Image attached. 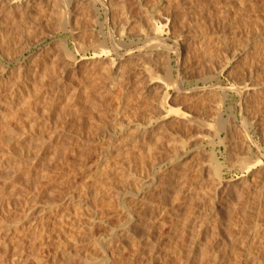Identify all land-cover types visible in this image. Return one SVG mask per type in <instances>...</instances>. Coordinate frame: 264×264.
I'll return each instance as SVG.
<instances>
[{"label":"rangeland","instance_id":"rangeland-1","mask_svg":"<svg viewBox=\"0 0 264 264\" xmlns=\"http://www.w3.org/2000/svg\"><path fill=\"white\" fill-rule=\"evenodd\" d=\"M115 1L118 4H120V3L123 4V2L126 1L125 3H126V5L128 4L127 6L129 7V9H131L130 5H131V1H132V4H133L132 8L134 9V11L135 10L137 11V12L133 11L134 13L133 12L132 13L135 15V14H139L138 12H140V11H138V10H140L139 6H136V5H138L136 0L134 1V3H133V0H115ZM143 1H144V3H143ZM41 3H43L42 5H45L44 2H40L38 4L34 3V4L29 6L28 17H29V19H32V20H30L31 22H33L34 19L37 16H39V15H37L36 12L37 11H38V13L40 12V10H39L40 6L39 5H41ZM142 3L144 5L146 4L145 6L148 8V13L150 14L149 15L150 17H153V16L156 17V13H157L156 11L161 10V11L165 12L166 10H168V8L175 15V17H176L175 26L184 35L182 37V39H184V41L182 40V42L183 43L185 42V48H186L185 51L187 54L185 53V57L183 59H180V62H179L180 65H178V63H177L178 57H176V54L172 53L170 57L172 58L171 61H172L173 66L175 67L174 68L175 75L178 74V71L181 72L180 74L185 79V86H188V87L196 86L197 78L200 77V74H203L202 73L203 70H204V74H208V75L215 73V72L217 73V77L212 78L211 81L209 82V84L214 83L217 86L216 88L208 89L206 91V93L203 94V96L200 95L199 91L190 92L188 94H180L177 96H176L175 92L172 91L171 92L172 97L170 99L171 100L170 102L175 103V104L171 103V105L181 106L184 110H192V109L194 110L195 108L192 107V105H193L192 103H195L196 101H201V103L203 102V100L205 102H207V101L215 102V101L221 100V98L223 99L224 96L226 99L228 98V100H226L227 106H230L231 104L237 105L238 97L236 95H233L232 93H230L229 88L231 86V81H232L234 75H236L234 78L241 79V77H243V76L246 77L247 74H249V62L253 64V66L256 68L257 72L260 74L259 78L257 79V83L259 84V86H264V77L262 76V74L264 72V0H244L243 3H240V0H142ZM145 6L143 8H146ZM137 7H138V9H137ZM12 8L13 9H11V10L9 9L8 12H6L7 10H4V12H3L4 15H2L3 26H2V29L0 31L2 33V36L4 38H6L7 42L3 45V48L0 47L1 48L0 49V69H2V70H0V74H1L0 75V98L2 99L1 101L5 100V98L12 91V90H10V86L13 85V86L19 87L15 91L16 96L13 97V99L11 100L12 101L11 103L9 102L10 105L7 104L9 106V112L7 111V113H8L7 117H8V120L9 121L11 120V122H12L15 119V117H12V116H15V111H17L16 112V118L17 119H15L16 120L15 122L16 123H18V122L22 123V120L24 118L23 115L27 111L26 113L28 115L25 114V116L27 115L29 117L28 118L26 116V118H28L27 121H29L31 123L29 124V122H28V124H27V121L24 118L25 120H23L22 125L25 124V126H24L25 128H22L21 123L18 124L20 126L19 129L20 130L25 129V132H26L25 133L26 139L22 140V143L18 142V144L16 141L19 138L16 139V136L19 137L18 135H21V133L24 131L21 130V133H20V130L16 129V127H19V126L18 125L16 126V123L14 121L12 123H10L8 121L9 122L8 123L6 120L7 123H4V124H5V126L7 125V127H3L2 123L0 124L1 125L0 128L1 127L3 128V131H2V128L0 129V133H1L0 135H1V137L3 136V140H4V135L9 137L10 134H11V136H13L14 133L15 134L17 133V135H15V137L13 136L16 140H14V138H13L12 140L14 142L13 141L12 142L14 143V145L19 146V148H17L14 151L15 156L12 158L13 160L7 159L8 162L6 161L7 162L6 164L4 162V165H0L1 170L2 171L5 170L9 164H10L9 166L11 169H12L11 166H13V165L24 166V164H26L24 166L25 168L23 167L24 169H22V166L20 167V170H18L19 172L13 171V169H12L11 174L16 175L15 178L13 176V178L16 179L14 181H13V178L11 175L9 176V178H11V180L7 179L9 181L4 180V178L1 179L2 176L0 175V181L1 182L6 181V182H3L6 186H4V184L0 185V188H1L0 189L1 190L0 202L2 201L1 202L2 204L0 203V210H2V211H0V214H3V215H0V228H1L0 229V264H12V263L13 264H59V263L60 264H67L68 263L67 259H68V261L70 259L69 257H71L72 259L73 258L75 259L74 263H78L80 257L83 258V259L80 258L81 262H79V264H81L82 261H83V264H89V263L93 264L94 262H95L94 264H98V263L99 264H106V262L108 260L107 258L113 259V255L115 257L114 260H116V261H114V264H116V263L117 264H150L149 262H151V264H257V262L254 263V261H253L255 258L254 253H256L257 252L256 250L259 249V248H257L258 243H256L257 240L255 239L256 238L255 234L257 233V231L264 232V194H263L264 190H263V192H261L263 194V195H261V198H258L257 194H259L258 193L259 187L256 188L257 192L255 191L256 193L252 195L253 200L246 202L248 194H244L246 196H244L242 199H240L238 201L235 199V192H230V191H228L230 188H228V189L226 188L227 185L236 183L238 180L234 179V178L241 175V173L235 172V170H237L235 168H234V170H231V171L229 170L230 167L232 166V164L237 161V160L235 161V159H238L237 157H238L239 151H240V149H239L240 144L235 145V143H234L235 139L233 137H232L233 139L230 138V141L227 143L228 149L222 148V150L224 149V151L226 152L225 154L227 156V162L225 165L226 167H223V168H225L223 170V177H224L225 181H224V185H222L221 187L214 189L215 186H212L213 187L212 188L211 183H210V178H207V175H206L208 173V170L210 168H212V167H210L211 166V158L209 155L210 154V152H209L210 147L207 144L204 147L203 146H196L194 144V142H192L194 137H191L192 135H189L190 136V139H189L188 135H187L188 137L185 136L187 133L184 132V129L181 130L182 127L180 128L178 125H175V128H173V126L168 125L169 127L161 130V133L162 134L165 133L164 130H168L166 132L168 135H171V132H173V131H174V133L176 131H178L176 133H179V134L181 132L182 133L184 132V134H180V135L178 134L177 135L175 133V135H176L175 136L174 133H172V135H174L177 139H179V138L184 139L185 144L183 143V147H182L183 150L186 147V145L189 146L188 148L187 147L185 148L184 156L181 159V161L184 162L182 164L183 166L181 167L182 170L180 172L176 173L179 176H177V175L175 176L171 173V171H170L171 166H169L170 163L169 164L165 163L166 160L164 163L161 164L162 165L161 167H158L159 169L157 167L154 168V166H153L154 161H155L154 158H156V157L155 156L153 157L152 154H154V155L157 154L156 156H158V157L160 156V154H162L163 157H166L167 155L170 154L169 151L171 148L169 145L167 146L169 148L165 147L167 145L166 144L164 146L165 149H162V148L160 149V151L162 150L163 153H162V151L159 152V150H158V152H157L154 148H151V149H153L154 152L151 153L152 151L150 149V152H149L150 156H148L147 158L145 157V160H144L146 162V164H143L144 166H142L139 164V161L138 162L136 161L134 163V166H133L134 170L132 173H131V171L127 170V169L131 170V167L127 163H125L126 165H123L124 164L123 162H122V164H120L122 166L128 165V167H125V168L122 167L124 169H121L120 170L121 172L119 171V169H117L118 167L115 165H113V166H112V164L106 165L105 170L109 171V172L108 171L106 172L107 173L106 178L107 179L110 178V181L104 178L103 183H104L105 188H107L108 186H109L108 188H111L110 192L113 194L106 192L107 194H104V193H102V194L107 195V196H103L100 193L103 197L101 198V196L99 195V197H97L99 200L95 199V197L94 198L90 197L92 195V194H90L91 193L90 191H91V189L94 190V188H96V185L95 186H93V185L95 183H97L96 179L98 178V174L95 172H97V169H96L98 166L97 161L99 159L98 155L100 154V152H97V151H102V147L105 145L103 147V148H105L107 146L106 144L108 143L107 138H103L104 135L102 134L106 128L104 123H105V121H108V122L110 121V123L115 122V121H113V122L111 121L114 118V117H112V116H114V114L112 115L111 112H113L116 109H117V111L121 110L119 115L121 116L122 119L129 122V126L126 127V129L128 128L127 131L134 129L136 123L138 121L140 122L142 120H145L144 117L147 115H144V111L142 109H140V107H138L139 105L137 106L138 103L136 104L135 100L131 101V99H129V100L127 99V101H129V102L128 103L126 102L125 107H124L125 102L123 103V101H125L127 97H125L124 99L122 98L123 99V100L121 99L122 101L120 99L115 100L116 94H114V93H117L119 91L118 87L114 88L116 90L113 89L114 90V91H112L113 93L107 92L105 94V93L101 92V86H100L101 82L98 81L99 84H97V85H96V83H97L98 79H103V76L106 77L105 72H106L107 66L105 67V70H103L104 66L102 65L103 66L102 67L100 65L98 71L100 72V70H102L103 72L101 71L99 73L98 71L95 72V70L90 69L89 67L87 68L84 65V63H85V61H84V62H82L83 64L82 63L81 64L85 67L81 66V67H79L80 69H78V68H74V69L67 68L66 71H64L63 70L64 68L61 67V65H63V63H64L63 48L54 42V40H56V38H59L60 36L47 37V39H45V41H43L39 44H32L30 46L27 42L28 39H30L31 42H34V40H36V39H38L44 35H47V32L54 28V23H48V26L45 25L43 27H38L37 24L32 23L35 31H31L32 33H28V31H26V30H28V28H27L28 24H27L26 20L23 18V16L21 15L22 14L21 8L17 5H15V7L13 6ZM151 9H153V10H151ZM85 10H86V14L88 16L85 14L84 18L86 17V18H88V20H90V18H91V20H90L91 22L89 24H92V20H94V17L92 19V16H94V14L92 13L93 11H91L89 9L87 10V7ZM103 19L104 18H102V21H103ZM113 24H114L113 21L110 20L106 24V29L107 30H110V29L113 30ZM88 27L90 28V26H88ZM88 27H85V28L87 30H90ZM28 34H30V35H28ZM68 35L70 36L69 33H63V36H68ZM85 35H84V37H85ZM28 37H30V38H28ZM85 38L88 39L89 37L86 36ZM89 40H90V38H89ZM89 40H88V42H89ZM78 41H80V40H78ZM127 42H129V41L127 40ZM171 44H172V42H171ZM51 45H52V47H54V50L60 46L58 48L59 52L57 51L58 49H56V52L58 55L60 54L59 56H61V58L60 57L59 58L61 59V61H60V59H58V62L55 60L56 62L54 61L55 62L54 63L52 60L54 58H53V56H51L52 52L48 53L49 57L51 59L48 57V54L46 55L45 53H43L44 52L43 49L47 48L49 46H50V48H52ZM235 46L239 47L241 49L239 51L240 53L243 52L242 50H244L245 54L247 55L248 61H246L245 59L243 60L244 56H242V57L240 56L242 59L239 57L240 53L239 52L237 53L236 51H234L236 49ZM27 47H30V48H27ZM69 47L71 49L74 48L73 37H70ZM20 51H21V53H20ZM92 52H93L92 50L88 51V56H91ZM121 52L127 54L126 46H123V48H121ZM233 55H235V56H233ZM37 56H38L39 60H38ZM127 56L128 55L124 56L123 63L127 64L126 67L128 66L127 67L128 69L131 68V83L128 85L127 89L131 90V92H129L128 94H132L134 91L137 90V86H138L137 84L140 82L139 78L142 74H141L140 69L137 66V63H136L137 61H135L137 59H135L132 56L130 57V55L128 57ZM131 59L134 61H132ZM28 63L31 65H29ZM52 63H54V64H52ZM162 64L164 66L163 61H162ZM133 65L134 66L136 65V66L133 67ZM30 66L32 67L31 70H33V71H31L30 74L27 75L26 70ZM44 66H45V68H43ZM48 66H50V67H48ZM163 66H161L160 71H159L161 74L158 72L162 76H164V74H165L164 73L165 68L163 69ZM46 67H48V69H46ZM51 67L53 68V70H51ZM54 67L56 70H54ZM35 68L36 69L39 68V69L36 70ZM86 68L89 70H87ZM132 68H133V70H132ZM224 68H226L224 73L218 74ZM44 69H45V71H44ZM85 69H86V71H85ZM90 70H93L92 74H91ZM56 71L58 72V74ZM72 71L74 72L73 74H72ZM46 73H48V75ZM86 74H88V77ZM75 75H77V76H75ZM197 75H198V77H197ZM72 77H73L74 81L72 80ZM57 78L60 81H58ZM80 78L82 81L79 80ZM61 79H62V82H61ZM53 80H54L55 84L52 82ZM63 82H65V83H63ZM91 82H92V84H91ZM56 83H57V85H56ZM68 83H70V84H68ZM77 83H82V84L78 85ZM85 83L87 85L90 84V86H87V89H85V86H86ZM93 83L95 84L94 86H93ZM135 83H136V85H135ZM52 84L54 85V87H57L59 85H60L59 87H63V86H65V84H67L66 86L68 88L66 87L67 91H66L65 96L67 94L69 95V91L71 90L74 93H80L79 97H82V98H77V100L80 99L79 100L80 105L82 104L80 106L82 111L78 112L79 115L78 114L77 115L80 116V114H81V116H80V119H77L78 121L75 120V124H77V126L80 125L79 120L82 121L81 124L82 123L84 124V126H85V129H83L84 138H85V141H87V143L85 145L88 144V146L90 148H88V146L86 147V148H88V151H86L87 149L84 148L83 151L86 149L85 150L86 152L82 151L83 153H81V155L79 153L80 150L76 149V151L74 150L75 151L74 152V151H72L73 149H71V148L70 149L68 148L69 150L66 149V151L67 150L69 151L68 153L64 150H60L57 152L59 154L55 155L54 151H52V150H54V148L53 147L51 148L52 143L51 142L49 143L48 142L49 140L46 139L48 137V131L50 130L49 127L53 126V124L49 125V122L52 120L53 122L51 121L50 123H55L56 120L55 119L53 120V118L55 116L54 110L51 109L52 107L50 104H49L50 106L47 105V103H50L49 101H51L52 98L50 97V95L46 94L47 92H43V91L48 90V93H49V87H51ZM101 85H103V84H101ZM199 85L205 86L203 82H199ZM13 86L11 88H13ZM75 87H78V89H76ZM74 88L76 91L74 90ZM84 89H85V91L86 90L87 91L86 92L83 91ZM39 90H41V92ZM77 90H79V91H77ZM130 90H128V91H130ZM71 91H70V93H71ZM208 91H209V93H208ZM31 92H33V93H31ZM36 92L37 93L39 92V93L37 94ZM155 92H153V94H152L153 97H155ZM81 93H82V96H80ZM100 93H102V97H101ZM44 94L46 97L45 96L43 97ZM94 94H95V96L92 97L91 95H94ZM96 94H98V95H96ZM70 95H72V94H70ZM214 95H215V97H214L215 99L213 98ZM37 96H39V97H37ZM48 96H49V98H48ZM88 96H90L89 97L90 99L86 98ZM42 97L44 99H41ZM99 97H100V99H99ZM104 97H105L106 101L104 100ZM24 99H27L28 101L24 100ZM38 99H39V101H38ZM116 99H118V98H116ZM32 100L34 101L33 103H32ZM47 100H48V102H47ZM1 101H0V104H1L0 107L5 105V103L3 105V103ZM23 101H25V102L27 101L29 103L25 104L26 105L25 106L24 105L25 102H23ZM37 101L40 102L41 104H39V103L37 104L36 103ZM18 102H19V105H18ZM21 103L24 106L20 105ZM34 103H36V104H34ZM61 103H63V102H61ZM61 103H60L59 110H62L63 107H65L64 106L65 104L63 103L64 105H62ZM115 103L116 104L118 103V104L116 105ZM249 103L257 104L259 106L261 104V106L263 107L264 106V94L263 93L259 94L258 96L253 97V98L250 97ZM110 104H111V106L109 107ZM121 104L122 105L124 104V105L122 106ZM35 105H37L39 107L37 108V106H36L37 109H35L34 108ZM19 106L20 107L22 106L21 110L17 109V107H19ZM25 107L27 109L29 107V109H28L29 112H28V110H26ZM42 107L48 108L49 111H48V109H44L45 111H41V110H43ZM262 107L257 108L260 119H261L262 115L264 117V112H263L264 107L263 108ZM65 108H67V107H65ZM121 108L123 110L124 109H126V110L122 111ZM31 111H32V113H31ZM34 111H35L36 117L33 115ZM47 111L50 113L49 116H51V117L48 116L49 113ZM37 112H39V113H37ZM43 112H45V113L43 114ZM261 112H263V113H261ZM17 113H18V116H17ZM46 113H48V114L46 115ZM51 113H52V115H51ZM53 114H54V116H53ZM40 116H42V117H40ZM47 116H48V118H47ZM10 117H12V118L9 119ZM91 117H92V119H91ZM32 118H33V120H32ZM38 118H42V119H38ZM101 118H104V119H101ZM46 119H48L49 121ZM260 119L257 120L258 129H255L254 131H252L253 130L252 129L251 134L254 137V139L259 142L258 144L261 147V150H258L257 147L255 146L254 154H258L259 157L264 162V139H263L264 136H262V135H264V125H263V120H260ZM17 120H18V122H17ZM31 120L32 121L36 120L39 123L38 122H32ZM60 120H58V122L61 124H63L64 121L67 123V124H65V126L68 125V123H69L68 127L66 126L67 129L71 128V126H70L71 121H70L69 117L65 118V120H64V118L60 119ZM260 121L262 122V124ZM46 122H47V126L45 125ZM91 122H93V123L91 124ZM33 123H35V124L37 123V124L35 125ZM8 124L9 125H11V124L15 125L14 129H16V130H13V127H14L13 125L9 126ZM61 124H59V125H61ZM26 125H28V126L31 125V126L28 127ZM38 125H39V127H38ZM40 125L42 127L44 125L45 126L42 129V127ZM91 125H93V126H91ZM102 125H104V128L102 127ZM8 126L10 127L9 129H11V132L7 131V130H9ZM32 126H34V128H32ZM176 126L178 127V129L176 128ZM30 127L35 131L34 132L32 130L34 132V134L32 133ZM26 128H27V131H26ZM37 129L39 130V134H38ZM12 130L16 131V132H13ZM45 130H47V131H45ZM36 131H37V133H36ZM96 131H97V133H96ZM40 132H41V134H40ZM45 132H47V133H45ZM42 133L44 134L43 136H42ZM166 133L164 134V136L166 135ZM87 134H89L88 138H87ZM36 135H38L37 138H35ZM39 135H41L42 137L41 136L39 137ZM91 136H93L94 138ZM178 136H180V137H178ZM183 136H185L187 138V140H185L186 138H184ZM43 137H45V138L43 139ZM63 137H64V139H63ZM70 137L68 136V139ZM41 138H42V140H41ZM165 138L167 139L166 136H165ZM33 139L35 140L36 145L34 144ZM59 139L61 140V142H63V140L64 141L68 140L67 137L63 136V135H61V138L59 137ZM188 139H189V141H188ZM261 139H263V140H261ZM36 140H38V141H36ZM43 140H44V144H43ZM190 140H191V144L189 143ZM25 141L29 144L24 143ZM39 141H41V142L39 143ZM20 142H21V140H20ZM30 142H32L33 144H31ZM37 142L39 144H41L42 147H39V145L37 146V144H38ZM187 142L191 146L188 145ZM45 143H47L48 145L46 146ZM236 144H237V142H236ZM23 145L25 147L24 149L22 148ZM26 145H28V146L33 145V146L31 148V146L28 147ZM49 145H51V146H49ZM0 146H2L1 142H0ZM35 146L37 149H39V150L41 149V151L39 152L36 148L34 149ZM45 147H46V149H45ZM21 148L23 149V153L21 152L22 151ZM19 149H21V151ZM48 149H50V150H48ZM166 149H168L167 150L168 153H167ZM188 149H190V150H188ZM17 150H18V152H16ZM24 150H26V152ZM32 150H34L37 154L35 152H33ZM45 150H46V152H45ZM47 151H49L50 153ZM15 152L18 154V156H19V154L21 155L18 157L20 159L22 158L21 160H19L16 157L17 155ZM27 152L29 153V155H27L28 154ZM38 152L41 153L42 155L38 154ZM62 152H65L64 154H66V155L64 156ZM32 153H35L36 155L35 154L32 155ZM69 153H71V155ZM77 153H79V155ZM25 154L29 157H31V155H32V157L31 158H28L27 156L23 157ZM34 155L36 156L35 158L33 157ZM37 155H38V157H37ZM47 155H49V159H48ZM52 156H55V157H52ZM14 158H15V160H14ZM38 158H41V159H38ZM51 158H52V160H51ZM73 158H74V160H72ZM36 159H38V161ZM66 159H67V161H66ZM86 159H88V160H86ZM221 159L223 160L222 156H221ZM57 160H59V161H57ZM69 160H71V161H69ZM84 160H85V162H84ZM233 160H234V162H232ZM15 161H17V162H15ZM27 161L32 163V164L29 163V165H27L28 164ZM32 161H34V163L36 165ZM47 161H49V163H52V165L47 163ZM80 161H83L84 163L81 162L82 163L81 164ZM13 162H14V164L12 165ZM57 162L61 166L57 165V167H56ZM71 162H72V164H71ZM231 162H232V164H231ZM18 163H23V164L19 165ZM37 163L40 165L42 164L43 167H41ZM44 163L46 164V166ZM201 163L207 164V166H208V169H206L207 173H205L204 171L201 172V168L200 167L198 168V166L202 165ZM48 164L52 168H53V165H54V168L56 167L54 169L55 171L54 170H53L54 172L52 171L53 173H51L52 168L49 169L50 167ZM63 164H65V165H63ZM184 164H185V166H184ZM30 165H31V167H29ZM34 165L37 167H35ZM109 165H110V167H109ZM130 165H131V163H130ZM9 166H8V169H10ZM38 166H39V168H38ZM164 166H165V168H164ZM263 166H264V163H263ZM14 167L15 166H13V168ZM260 167L261 166H259V168ZM32 168H34V169H32ZM42 168H45L46 171ZM58 168H60V169H58ZM160 169L162 171L163 170L165 171L167 169V171L162 172ZM26 170H27V172H26ZM41 170H42V173H41ZM56 170H58L59 172H57ZM47 171L50 173H48ZM122 171L124 174H122ZM14 172L16 174H14ZM21 173L24 175H22ZM44 173L45 174L46 173L52 174V177L54 176L55 178L53 177V181H52V179L50 177L51 175L49 176L50 177L49 178L47 176L48 174H46V175H44V177L45 178L47 177L46 180L49 178L48 181H45L44 177H42L40 179L41 174L43 175ZM54 173H56V174H54ZM93 173H95V175L96 174L97 175L95 176ZM143 173H144V176L146 174V177H148L147 181H149V182H147V183L150 184L149 185L150 187H152V188H150V191H149V188L148 189L145 188L146 190H144V191L146 192L147 199L150 200L153 204L152 210H151L153 212H151V211L148 212V210L146 211V207H145L144 203L137 202L138 199H137V201H133L134 198H132V197H134V196L129 195V197L127 196V199L129 198L128 201L131 203V206L134 207V209L132 211L134 214H132L133 217L131 215H130V217H128V213L125 214L124 210H120L121 209L120 205H119L120 202H118L119 198H117L118 199L117 200L116 198L115 199L112 198V196L114 195L113 197H116L115 196L116 192L119 189H120L119 191L122 190L124 182L123 183L121 182L122 179L120 178V176L124 179L126 177L131 178L132 174H134L133 175L134 178H132V181L134 184L135 183L138 184L139 181L137 182V180H140L139 174L143 175ZM226 173H227V175H226ZM26 174L28 176H31L30 178H28L29 181L25 180L28 177ZM37 174H38V177H37ZM211 174H212V172H211ZM93 175L95 176V178L93 177ZM24 177H25V179H24ZM32 177H34V179ZM99 177H102V176H99ZM17 178H21V179H17ZM37 178L41 181H42V179H44L43 180L44 182L42 181L41 182L42 184H41L40 181L36 180ZM89 178H93V179H89ZM117 178L121 179V180H117ZM169 178H172L173 183H174V186L170 188L171 192L169 189L166 190V188L169 185V181H168ZM33 180L38 182V185L40 187H37V186H35V187L37 189L39 188V191L36 189H33V188H35L34 184L36 183L35 182L33 184V182H34ZM15 181H17L18 183ZM87 181L89 184L87 183ZM105 181L106 182L109 181L111 185L109 184V182L106 183ZM112 181L114 183H111ZM117 181H119V182H117ZM154 181H155V183H154ZM13 182L15 183V185H17V187H15V188L13 187V186H15V185H13ZM28 182H31V184L29 183V185H28ZM84 182L87 183V184L85 183L86 184L85 186H84ZM259 182H260L259 184H261V182H262V185H264V172L260 175ZM90 183H92V184H90ZM19 184H20V186H19ZM105 184H107V185L105 186ZM208 184H210V186ZM10 185H12V186H10ZM97 185H99V183H97ZM92 186H93V188H92ZM112 186H114V190H113ZM6 187L7 188L10 187V188L7 189ZM207 187H209V188H207ZM177 188H178V190L180 189L179 190L180 192L177 190ZM225 188H226V190H225ZM83 189H85V190L83 191ZM40 190H41V192H40ZM88 190H89V193L87 192ZM165 190H166V192H165ZM173 190H174V192H172ZM215 190H216V192H215ZM72 191H74L75 193ZM175 191H177V192H175ZM178 192H179V199L174 200V199H177V198H175V197H177V195L174 193H178ZM207 192H208V194H207ZM71 193H73V194H71ZM35 194L36 195L38 194V195L36 196ZM118 194L119 193H117L116 195H118ZM82 195H84V196H82ZM173 195H176V196H173ZM254 195L256 197H254ZM166 196H167V198H166ZM104 197H106L107 200ZM173 197H174V199H173ZM52 198L53 199L56 198L55 200H57V202L55 200H53ZM78 198L80 199V201ZM109 198H112V200L110 199L111 201H113L112 204L110 203ZM164 199L166 201H164ZM100 200H102V202H100ZM115 200L117 202H114ZM159 200H163L164 202H166L165 203L166 205L164 204V206H163L161 204L163 201L161 202ZM52 201H54L55 203H58V205L56 204L57 205L56 206L55 203ZM108 201H109V203H108ZM27 202H29V203H27ZM50 202H51V204H50ZM48 203L50 204L49 207H48V205H49ZM92 203H94V204H92ZM100 203L103 206L104 205L107 206L108 204L109 205L111 204L110 205L111 208L113 206L115 208V205H116L117 209L114 210L113 208L112 209L109 208V210L105 211V209H108V207L104 208L105 207L104 206L103 207L104 210H103ZM90 204H91V206H90ZM137 204L138 205L140 204V205L137 206ZM51 205H54V206H51ZM94 205L97 207H92ZM98 205H99V207L100 206L101 207L99 208ZM157 205L160 207H158ZM7 206H11V207L8 208ZM43 207L45 210H43ZM45 207L46 208L48 207V208L46 209ZM50 207L51 208L53 207L52 210L50 211L51 213L49 212V210L51 209ZM164 207H166V208H164ZM135 208L138 210H136ZM8 209H10V211ZM96 209L97 210L100 209L99 211L103 210L102 212H104V211L105 212L102 213V212L97 211ZM53 210H56L55 213ZM112 210H113V212H111ZM4 211H6L5 212L6 217H8V218L3 217L4 219H7L5 221H3L4 219L2 218V216H5V213H3ZM96 211L98 213H96ZM142 211L145 214L142 213ZM137 212H139V213H137ZM99 213L102 214L103 218L101 217V215ZM154 213L160 214V215L156 216ZM105 214H106V216H105ZM202 214L203 215L207 214V218L205 219L206 220L205 225L203 224V227H199L200 228L199 229L196 226L200 223L198 221L200 218H202V216H203ZM50 215H52V216H50ZM91 215L92 216L96 215L98 217V218L96 217L97 220H94L93 223H92V220L90 219ZM47 216H49V217L47 218ZM104 216H105V219H104ZM151 216H152V219H149V218H151ZM153 216L155 217L154 219H153ZM161 216H165V217H161ZM60 217H61L62 221H60ZM126 217H128V218L126 219ZM144 217H146V219ZM15 218L18 219L19 221L15 220ZM45 218L46 219L50 218L48 221L49 226H47L48 223L45 222V221H47ZM129 218L131 220H129ZM142 218H143V220H141ZM101 219L105 220V221H102ZM160 219L165 220V223L163 224ZM87 220L89 222H87ZM99 220H101V221H99ZM125 220L131 221L130 232H132V229H134L133 232H136L135 230H137V232H136L137 234L134 233V239H135L134 241L131 240V237H130L131 235H129V234H126V236L124 235V232L128 230V227H127V230H125L126 227H124V226H126L125 224L127 222ZM157 220L159 222H157ZM2 221L5 223H3ZM6 221H8V222L11 221L10 224L11 225L13 224V226H11L9 223H7V225H9V228L11 229V230H9L8 234L5 232V230H3L4 228H6L4 226H7ZM14 221H16V222H14ZM86 222L88 224H86ZM97 222L98 223L101 222V223L98 224ZM123 222H125V223L123 224ZM90 223H91L92 227L89 225ZM121 223L124 226H121V227L118 226ZM256 223L258 225V228L254 227ZM108 224H110V225H108ZM2 225H4V226H2ZM43 225H46V226H43ZM149 225H151V226L153 225V226L151 227ZM89 226L91 228H93L92 230L90 229V231L88 229V228H90ZM116 227H117V229H116ZM123 227L125 229H122ZM133 227H135L136 229ZM175 227H176V229H175ZM82 228L84 231L82 230ZM85 228H87V229H85ZM145 228H149V229H147L148 231ZM182 228H184V229H182ZM34 229H35V231H34ZM39 229L43 233L42 232L40 233ZM198 229H199V231H197ZM52 230H55V231H52ZM73 230H74V232H73ZM78 230H79V232H78ZM113 230L114 231L117 230L116 231L117 233H119V231H120L121 233L118 235L116 233L117 236L114 238V240H115L118 238V236H120L117 239L119 241L115 240L116 241L115 244L113 243V246H111V245L109 246L108 241H109V238L111 236V232ZM91 231H94L93 233L95 236L93 235V237L96 238V241H95L96 243L93 241V240H95V238H93L91 235H89V236L87 235V234H91L92 233ZM33 232L36 235H34ZM71 232H73V233H71ZM80 232L82 233L81 235L79 234V237L82 236L80 239H82L84 236H86L84 238L85 239L84 241H87L89 243H91L93 241L92 242L93 244H89L87 242L84 243L81 241L80 244L83 246H80V244L77 243L80 240L79 239L76 240V238L78 237L77 233H80ZM181 233H182V235H181ZM74 235H75V237L77 235V237L75 238ZM135 235H136V237H135ZM26 236H28V237H26ZM69 236H72V237H69ZM127 236L129 238H126V240H125V237H127ZM2 237L3 238L5 237V238L3 239ZM34 237H35V239H33ZM89 237H90V241L92 240L91 242L89 241ZM101 237H103L102 238L103 242H102ZM36 238H37V241H36ZM8 239H11V240L9 241ZM73 239H74V241H73ZM106 239H108V241ZM120 239L123 240V241L121 240L123 242V244L120 241ZM32 240H35V241H32ZM22 241L25 242L26 244L23 243ZM63 241L66 243H64ZM31 242H34V243H31ZM69 242H71V243H69ZM124 242L129 243V244L125 243V245L128 246V247H126L128 250L126 248H124L125 247ZM9 243L12 245V247H14L16 249L12 248ZM74 243L75 244L77 243V244L75 245ZM100 243L101 244L104 243L103 244L104 247L107 245L108 246L104 248L103 246H101ZM136 243H140V245H137ZM72 244H74V246ZM251 244L253 245L252 247H251ZM40 245L43 247H41ZM62 245H63V247H62ZM77 245L79 246V248ZM195 245H196V247L194 249L193 246H195ZM3 246H4V248H3ZM73 247L75 250L73 249ZM245 247H247V248H245ZM250 247L252 249V252H251ZM22 248L24 250H22ZM84 248H86V249H84ZM106 248L108 251L104 250ZM253 248L255 249V251ZM123 249H124V251H122ZM120 250H121V252H120ZM248 250L251 252V254L249 253ZM196 251H197V253H196ZM36 252H38V253H36ZM262 252H263V257H264V251L262 250ZM33 253H35L34 256H33ZM117 253H118V255L116 256ZM192 253H194V254H192ZM216 253L218 255H215ZM70 254L74 255V257ZM22 255H23V257H22ZM15 256H16V258H15ZM214 256H216L215 259H214ZM87 257L89 258L88 263L85 262L88 259ZM151 258H154V259H151ZM65 261L67 263H65ZM70 261L73 262V260H70ZM96 261H99V262L96 263ZM263 261H264V258H263ZM74 263H71V264H74Z\"/></svg>","mask_w":264,"mask_h":264},{"label":"bare ground","instance_id":"bare-ground-1","mask_svg":"<svg viewBox=\"0 0 264 264\" xmlns=\"http://www.w3.org/2000/svg\"><path fill=\"white\" fill-rule=\"evenodd\" d=\"M134 1L135 0H133V3H134ZM137 1V3H138V5H136V6H139V8H140V10H138V11H140V12H138L139 14H133L135 11H134V9L132 8V1H131V9H129V7L126 5V1H124L123 2V4L122 3H120V4H118V3H116V1L115 0H0V30L2 29V26H3V20H2V15H4V10H7L6 12H8L9 11V9L11 10V9H13L12 7L14 6L15 7V5H17V6H19L20 8H21V12H22V16H23V18L26 20V22H27V24H28V26H27V28H28V30H26V31H28V33H32L31 31H35L34 30V26H33V24L32 23H35V24H37L38 25V27H43V26H45V25H47L48 26V23H54V28L53 29H51V30H49L48 32H47V35H44V36H42V37H40V38H38V39H36V40H34V42H31L30 41V39H26L27 40V42H28V44L31 46L32 44H39V43H41V42H43V41H45V39H47V37H57V36H60L59 38H56V40H54V42L55 43H57V45H60L62 48H63V51H64V63H63V65H61V67H63L64 69V71H66V69L67 68H72V69H74V68H78V69H80L79 67H81V66H83L82 64V62H84L85 61V63H84V65L88 68H90V69H93V70H95V72L96 71H98V69H99V67H100V65L102 66H104V68H103V70H105V67L107 66V68H106V77H104L103 76V79H98L97 80V83H96V85L97 84H99L98 83V81L99 82H101V84H103V85H101L100 84V86H101V92L102 93H107V92H111V93H113L112 91H114V90H116V89H114L115 87L117 88H119L118 90V92L117 93H114V94H116L115 95V97L116 98H118V99H116L115 98V100H121L122 98L124 99L125 97H127L126 98V100L125 101H123V103L125 104H123L124 105V107L126 106V102L128 103L129 101H127V99L129 100V99H131V101L132 100H135L136 101V104H137V106L138 107H140V109H142L143 111H144V115H147V116H145L144 118H145V120H142V121H138L137 123H136V125H135V127H134V129H131L130 131H127L128 130V128L126 129V127L127 126H129V122H127L126 120H124V119H122L121 118V116L119 115V113H120V111L118 110L117 111V107L115 108L116 110H114L113 112H111L112 113V115L114 114V116H112V117H114L111 121L113 122V121H115L114 123H110V121L108 122V121H105V123H104V125H105V130H104V132L102 133L104 136H103V138H107V146L105 147V148H103L102 147V151H97V152H100V154L98 155L99 156V159H98V163H97V172H95V173H97L98 174V178L96 179V181H97V183H99V185H97V183H93L94 185L93 186H95L96 185V188H94V190L93 189H91V193L90 194H92L90 197L91 198H94L95 197V199H97V200H99L97 197H99V195L101 196V198L103 197V196H107V195H103L102 193H104V194H107L108 192L110 193V194H113V193H111L110 191H111V188H105L104 187V183H103V180H104V178L105 179H107L106 178V175H107V171L108 170H105V166L106 165H108V164H112V166L113 165H115V166H117L118 168L117 169H119V171L121 170V169H124L125 167H128V165L131 167V170H129V169H127L128 171H131V173L133 172V170H134V168H133V166H134V163L137 161H139V164L140 165H142V166H144L143 164H146V162L144 161L145 160V157L147 158L148 156H150L149 155V152H150V149L151 148H154L157 152H158V150H159V152H161L160 151V149L162 148V149H165L164 148V146L165 147H167L168 145L170 146V154L169 155H167L166 153V157H163V155L162 154H160V156L158 157V156H156V155H154V154H152L153 155V157L155 156L156 158H154L155 159V161H154V164H153V166H154V168L155 167H161L162 165V163H164L165 162V160H166V162L165 163H170V165L169 166H171L170 168H171V173L173 174V175H177V176H179L178 174H176V173H178V172H180L182 169H181V167L183 166L182 164L184 163V162H182L181 161V159H182V157L184 156V150H185V148L187 147H189V146H187L186 145V147L184 148V150H183V143L185 144V142H184V139H177L175 136V133L176 132H178V131H176L175 133H174V131L173 132H171V135H168L166 132L168 131V130H164L165 131V133H166V137H167V139L165 138V136H164V134L165 133H161V130H163V129H165V128H167V127H169L168 125H171V126H173V128H175V125H178L180 128H181V130L182 129H184V132L185 133H187L185 136H189V135H192L191 137H194L193 138V141L192 142H194V144L196 145V146H205L206 144L210 147L209 149H210V158H211V166L210 167H212V168H210L209 170H208V173H207V170L206 169H208V166H207V164H203V163H201L202 165H200V166H198V168L200 167L201 168V172H205V173H207L206 175H207V178H210V183H211V187L212 186H215L214 187V189L215 188H218V187H221L222 185H224V177H223V170L225 169V168H223V167H226L225 165H226V162H227V156H226V152L224 151V149H226L227 148V143L230 141V138H234L235 139V145H239V149H240V151H239V155H238V159H235V161L236 162H234V160L232 161V162H234L233 164H232V162H231V164H232V166L230 167V171L231 170H234V168L235 169H237V170H235V172H237V173H241V175H239V176H237V177H233L234 179H237L238 181L236 182V183H233V184H230V185H227L226 186V188L228 189V188H230L228 191H230V192H235V199L236 200H240V199H242L244 196H246V195H244V194H248L247 195V199H246V202H248V201H250V200H253V194H255L257 191H256V188H258V193L259 194H257V197L258 198H261V195H263L261 192H263V190H264V185H262V182H261V184H259L260 182H259V180H260V175L264 172V166H263V161H262V159L259 157V155L258 154H254V148H255V146L257 147V149L258 150H261V147H260V145L258 144L259 142L257 141V140H255L254 139V137L252 136V134H251V130L252 131H254L255 129H258V122H257V120H259L260 119V116H259V114H258V110H257V108L258 107H262L261 106V104H260V106L259 105H257V104H251V103H249V99H250V97H256V96H258L259 94H264V86H259V84L257 83V79L259 78V73L257 72V70H256V68L253 66V64L252 63H250L249 62V74H247V76L246 77H241V79H237V78H234L236 75H234V77H233V79H232V81H231V86H230V88H229V91H230V93H232L233 95H236L237 97H238V103H237V105H233V104H229L230 106H227V102H226V100H228V98L226 99L225 98V96L223 97V99L221 98V100H218V101H215V102H211V101H207V102H205L204 100H203V102L201 103V101H196L195 103H192L193 105H192V107L193 108H195L194 110L192 109V110H184L181 106H173V105H171V103L172 102H170L171 100V97H172V94H171V92L173 91V92H175V94H176V96L177 95H180V94H188V93H190V92H194V91H199L200 92V95L201 96H203V94L204 93H206V91L208 90V89H213V88H216L217 86L214 84V83H210L209 84V82L211 81V79L212 78H214V77H217V73L215 72V73H212L210 70V72L212 73V74H204V70H203V74H200V77H198V75H197V84H196V86H194V87H188V86H185V79L183 78V76L180 74L181 72H179L178 71V74L177 75H175V73H174V66H173V64H172V61H171V54L172 53H174V54H176V57H178V65H180L179 64V62H180V59H183L184 57H185V53H186V48H185V42L183 43L182 42V40L184 41V39H182V37L184 36L183 34H182V32L179 30V29H177L176 28V26H175V22H176V17H175V15L173 14V12L168 8V10H166L165 12L164 11H161V10H159V11H156L155 13H156V17H150L149 15V13H148V8L143 4L144 3V1H143V3H142V0H136ZM243 1L244 0H240V3H243ZM40 2H44L45 3V5H42L43 3H41V5H39L40 6V12L38 13V11L36 12L37 13V15H39V16H35L36 18L34 19V21L33 22H31L30 20H32V19H29V17H28V8H29V6L30 5H32V4H38V3H40ZM121 2V1H120ZM136 3V4H137ZM146 3V2H145ZM87 7V10L89 9V10H91V11H93L92 13L94 14V16H92V19H93V17H94V20H92V24H89L91 21V18H90V20H88V18H84V16H85V14H86V7ZM146 7V8H143V7ZM114 11H113V10ZM137 9H138V7H137ZM142 9V10H141ZM151 10H153V9H151ZM134 11V12H133ZM11 12V11H10ZM133 12V13H132ZM137 12V11H136ZM91 13V12H90ZM92 14V15H93ZM87 15V14H86ZM88 16V15H87ZM28 17V18H27ZM82 18V19H81ZM102 18H104L103 19V21H102ZM135 18V19H134ZM110 20H112L113 21V30L112 29H110V30H107L106 29V24L110 21ZM135 21V22H134ZM85 22V23H84ZM88 26H90V28L88 27ZM36 27V26H35ZM85 27H88L90 30H87ZM26 28V29H27ZM92 28V29H91ZM109 28V27H108ZM24 29V28H23ZM63 33H69L70 34V36L68 35V36H63ZM89 33V34H88ZM86 34V35H85ZM98 34V35H97ZM28 35H30V34H28ZM84 35H85V37L87 36V37H89L90 38V40H89V38L87 39V38H85L84 37ZM31 37V36H30ZM30 37H28V38H30ZM70 37H73V39H74V48L73 49H71L70 47H69V42H70ZM87 39V40H86ZM78 40H80V41H78ZM88 40H89V42H88ZM127 40L129 41V42H127ZM7 42V40H6V38H4L3 36H2V33H1V31H0V47L1 48H3V45L5 44ZM26 42V41H25ZM171 42H172V44H171ZM48 46V45H47ZM59 46V47H60ZM123 46H126V49H127V54L126 53H122L121 52V48H123ZM51 47H52V45H51ZM59 47H57L56 49H58ZM236 47V46H235ZM0 48V49H1ZM27 48H30V47H27ZM53 48V49H52ZM52 48H50V46L49 47H47V48H44L43 49V53H45L46 55L48 54V53H50V52H52L51 54V56H53V58L54 59H52L53 60V62L56 60L57 62H58V59H60L61 58V56H59L58 54H57V52H56V49L54 50V47H52ZM185 48V49H184ZM42 49V48H41ZM52 49V50H51ZM61 49V48H60ZM235 49V48H234ZM90 50H92L93 52H92V55L91 56H88V51H90ZM241 49L239 48V47H236V49L234 50V51H236L237 53L240 51ZM58 52H59V49L57 50ZM233 51V52H234ZM243 52H239L240 53V55H239V57L241 56H244V58H243V60L245 59L246 61H248V58H247V55L245 54V52H244V50H242ZM20 53H21V51H20ZM44 54V55H45ZM187 54V53H186ZM126 55H130V57L132 56V57H134L135 59H137V60H135V61H137L136 63H137V66H138V68L140 69V71H141V76H140V82L137 84L138 86H137V90L136 91H134L132 94H128L129 92H131V90L130 89H127V87H128V85L131 83V68L130 69H128L127 67H126V63L124 64L123 63V58H124V56H126ZM127 56V57H128ZM187 56V55H186ZM233 56H235V55H233ZM40 57V56H39ZM48 57H49V54H48ZM60 57V58H59ZM240 57V58H241ZM37 58H38V56H37ZM50 58V57H49ZM51 59V58H50ZM130 59V58H129ZM242 59V58H241ZM38 60H39V58H38ZM44 60V59H43ZM132 60V59H131ZM48 61V60H47ZM55 61V62H56ZM60 61H61V59H60ZM129 61V60H128ZM132 61H134V60H132ZM162 61H163V63H164V66H163V64H162ZM52 62V61H51ZM54 62V63H55ZM54 63H52V64H54ZM60 63V62H59ZM82 63V64H81ZM135 63V64H136ZM29 64V63H28ZM27 64V65H28ZM105 64V65H104ZM162 64V65H161ZM29 65H31V64H29ZM28 65V66H29ZM36 65V64H35ZM34 66V65H33ZM43 66V65H42ZM41 66V67H42ZM85 66H83V67H85ZM102 66V67H103ZM109 66V67H108ZM136 66V65H135ZM134 65H133V67H135ZM161 66H163V69L165 68V70H164V76H162V75H160L161 73L159 72L160 71V68H161ZM48 67H50V66H48ZM48 67H46V69H48ZM37 68V67H36ZM35 68V69H36ZM40 68V67H39ZM38 68V69H39ZM43 68H45V66L43 67ZM86 68V69H87ZM32 69V67L30 66V67H28L27 68V70H26V74L27 75H29L30 74V72L31 71H33V70H31ZM38 69H36V70H38ZM86 69H85V71H86ZM0 70H2V69H0ZM50 70V69H49ZM51 70H53V68L51 67ZM50 70V71H51ZM54 70H56L55 69V67H54ZM87 70H89V69H87ZM93 70H90L91 71V74H92V71ZM132 70H133V68H132ZM226 70V68H224V69H222L218 74H223L224 73V71ZM44 71H45V69H44ZM89 71V72H90ZM102 70H100V72H101ZM57 72V71H56ZM76 72V71H75ZM99 72V71H98ZM99 72V73H100ZM103 72V71H102ZM138 72V71H137ZM160 74H159V73ZM209 72V73H210ZM41 73V72H40ZM43 73V72H42ZM63 73V72H62ZM74 72L72 71V74H73ZM78 73V72H77ZM140 73V72H139ZM200 73V72H199ZM47 75H48V73H46ZM50 74V73H49ZM57 74H58V72H57ZM102 74V73H101ZM1 75V74H0ZM43 75V74H42ZM63 75V74H62ZM87 75V77H88V74H86ZM99 75V74H98ZM140 75V74H139ZM138 75V76H139ZM75 76H77V75H75ZM85 76V75H84ZM93 76V75H92ZM102 76V75H101ZM193 76V75H192ZM262 76L264 77V72H263V74H262ZM43 77V76H42ZM45 77V76H44ZM90 77V76H89ZM231 77V78H232ZM55 78V77H54ZM59 78V77H58ZM58 78H57V80H58ZM79 78V77H78ZM92 78V77H91ZM85 79V78H84ZM56 80V81H57ZM72 80H73V77H72ZM79 80H81V78L79 79ZM44 81V80H43ZM58 81H60V80H58ZM69 81V80H68ZM71 81V80H70ZM74 81V80H73ZM82 81V80H81ZM96 81V80H95ZM50 82V81H49ZM53 83H54V80L52 81ZM61 82H62V79H61ZM66 82V81H65ZM65 82H63V83H65ZM79 82V81H78ZM199 82H203L204 83V85L205 86H200L199 85ZM60 83V82H59ZM67 83V82H66ZM72 83V82H71ZM90 83V82H89ZM88 83V84H89ZM55 84V83H54ZM68 84H70V83H68ZM78 85L79 84H82V83H77ZM86 84V83H85ZM91 84H92V82H91ZM42 85V84H41ZM44 85V84H43ZM53 85V84H52ZM51 85V87H49V93H48V90L47 91H43V92H47L46 94H48V95H50V97L52 98L51 99V101H49L50 103H47V105H51V109H53L54 110V113H55V116H54V114H53V116H54V118H53V120L55 119L56 121H55V123H50L49 122V125L51 124H53V126L50 128L49 127V131H48V137L46 138V139H48L49 141V143L51 142L52 143V146L51 145H49V146H51V148L53 147L54 148V150H52V151H54V153H55V155L56 154H59V153H57L58 151H60V150H64V151H66V149H73L72 151H76V149H78V150H80V155H81V153H83V152H86V151H88V148H90L89 146H88V144L87 145H85L86 143H87V141H85V138H84V131H83V129H85V126H84V124L82 123L81 124V120H79L80 122V125H78L77 126V124H75V120H77V119H80V116H81V114H80V116H78L79 114H78V112L79 111H82L81 110V108H80V106L82 105H80V102H79V100L80 99H78L77 100V98H82V97H79V94L80 93H74V92H72L71 90V93H70V91H69V95L67 94L66 96H65V94H66V91H67V84H65V86H63V87H59V86H57V87H54V85L52 86ZM56 85H57V83H56ZM95 84L93 83V86H94ZM135 85H136V83H135ZM13 86V85H12ZM12 86H10V90H12L11 92H10V94L5 98V100H3V101H1L2 99L0 98V101L3 103V105H4V103H5V107L4 106H2V107H0V124L2 123L3 124V127H7V125L5 126V124L4 123H7L9 120H8V117H7V111L9 112V106L8 105H10V103L12 102L11 100L13 99V97L14 96H16V94H15V91L19 88V87H17V86H13V88H11ZM39 86V85H38ZM50 86V85H49ZM71 86V85H70ZM87 86H90V84L89 85H87L86 84V86H85V89H87ZM99 86V85H98ZM220 86V85H219ZM36 87V86H35ZM41 87V86H40ZM67 87V88H66ZM74 87V86H73ZM130 87V86H129ZM136 87V86H135ZM76 89H78V87H75ZM75 88H74V90H75ZM82 88V87H81ZM84 88V87H83ZM90 88V87H89ZM225 88V87H224ZM38 89V88H37ZM41 89V88H40ZM73 89V88H72ZM85 89L83 90V91H85ZM114 89V90H113ZM220 89V88H219ZM228 89V88H227ZM73 90V91H74ZM90 90V89H89ZM128 90H130V91H128ZM133 90V89H132ZM38 91V90H37ZM40 92H41V90H39ZM76 91V90H75ZM77 91H79V90H77ZM87 91V90H86ZM85 91V92H86ZM156 91V92H155ZM92 92V91H91ZM100 92V91H99ZM153 92H155V97H153ZM214 92V91H213ZM223 92V91H222ZM31 93H33V92H31ZM37 93V92H36ZM39 93V92H38ZM37 93V94H38ZM102 93H100L101 94V97H102ZM208 93H209V91H208ZM26 94V93H25ZM36 94V95H37ZM41 94V93H40ZM39 94V95H40ZM43 94V93H42ZM70 94H72V95H70ZM88 94V93H87ZM104 94V95H105ZM211 94V93H210ZM89 95V94H88ZM96 95H98V94H96ZM103 95V96H104ZM216 95V94H215ZM215 95L213 96V98L215 97ZM227 95V94H226ZM28 96V95H27ZM26 96V97H27ZM42 96V95H41ZM45 96V94L43 95V97ZM80 96H82V93H81V95ZM84 96V95H83ZM86 96V95H85ZM92 97L93 96H95V94L94 95H91ZM107 96V95H106ZM36 97V96H35ZM34 97V98H35ZM37 97H39V96H37ZM41 98V99H44V98ZM46 97V96H45ZM90 96H88V97H86V98H89ZM97 97V96H96ZM95 97V98H96ZM110 97V96H109ZM113 97V96H112ZM30 98V97H29ZM48 98H49V96H48ZM108 98V97H107ZM90 99V98H89ZM88 99V100H89ZM99 99H100V97H99ZM122 99V100H123ZM215 99V98H214ZM22 100V99H21ZM24 100H27V99H24ZM86 100V99H85ZM104 100H105V97H104ZM121 100V101H122ZM200 100V99H199ZM28 101V100H27ZM25 102V101H23V102H25L24 103V105L25 104H28L29 102ZM38 101H39V99H38ZM36 102L37 104L39 103V104H41L40 102ZM106 101V100H105ZM108 101V100H107ZM10 102V103H9ZM31 102V101H30ZM34 101L32 100V103H33ZM42 102V101H41ZM46 102V101H45ZM44 102V103H45ZM47 102H48V100H47ZM61 102H63V103H61ZM118 102V101H117ZM36 103H34V104H36ZM43 103V102H42ZM60 103L62 104V105H64L65 107H67V108H65V107H63V109L62 110H59V108H60ZM87 103V102H86ZM103 103V102H102ZM121 103V102H120ZM8 104V105H7ZM31 104V103H30ZM29 104V105H30ZM116 104V103H115ZM118 104V103H117ZM116 104V105H117ZM172 104H175V103H172ZM1 105V104H0ZM18 105H19V102H18ZM20 105H22V106H24L22 103L20 104ZM28 105V106H29ZM32 105V104H31ZM49 105V106H50ZM106 105V104H105ZM104 105V106H105ZM114 105V104H113ZM122 105V104H121ZM122 105V106H123ZM129 105V104H128ZM127 105V106H128ZM21 106V107H22ZM26 106V105H25ZM33 106V105H32ZM36 106L37 105H35L34 106V108L35 109H37L39 106H37V108H36ZM42 106V105H41ZM44 106V105H43ZM102 106V105H101ZM111 106V104L109 105V107ZM119 106V105H118ZM131 106V105H130ZM12 107V106H11ZM21 107L19 106V107H17V109H20L21 110ZM31 107V106H30ZM46 107V106H45ZM48 107V106H47ZM123 107V108H124ZM191 107V108H192ZM264 107V106H263ZM262 107V108H263ZM24 108V107H23ZM26 108V107H25ZM32 108V107H31ZM112 108V107H111ZM120 108V107H119ZM28 109H29V107H28ZM27 108H26V110H28ZM33 109V108H32ZM42 109L43 110H41V111H45L44 109H48V108H43L42 107ZM66 109V110H65ZM110 109V108H109ZM122 109V108H121ZM19 110V111H20ZM39 110V109H38ZM112 110V109H111ZM124 110H126V109H124ZM123 109H122V111H124ZM263 110H264V108H263ZM18 111V112H19ZM24 111V110H23ZM48 111H49V109H48ZM47 111V112H48ZM52 111V110H51ZM16 112L17 111H15V116H12V117H15V119H17L16 118ZM21 112V111H20ZM25 112V111H24ZM27 112V111H26ZM24 113V118L26 119V121H27V119L29 118L27 115V113ZM28 112H29V110H28ZM59 112V113H58ZM115 112V113H114ZM264 112V111H263ZM263 112H261V113H263ZM31 113H32V111H31ZM30 113V114H31ZM37 113H39V112H37ZM45 112H43V114H44ZM49 113V112H48ZM48 113H46V115L48 114ZM82 113V112H81ZM13 114V113H12ZM23 114V113H22ZM25 114H27L26 116L28 117V118H26V116H25ZM41 114V113H40ZM42 114V115H43ZM78 114V115H77ZM14 115V114H13ZM21 115V114H20ZM34 116L36 115L35 114V111H34V114H33ZM32 115V116H33ZM50 115V113L48 114V116ZM51 115H52V113H51ZM93 115V114H92ZM111 115V114H110ZM17 116H18V113H17ZM30 116V115H29ZM48 116H47V118H48ZM52 116V117H53ZM84 116V115H83ZM12 117H10L9 119H11ZM36 117V116H35ZM40 117H42V116H40ZM49 117H51V116H49ZM67 117H69L70 118V126H71V128L70 129H67V127H68V125H69V123H68V125H66L65 126V124H67L64 120H65V118H67ZM94 117V116H93ZM102 117V116H101ZM262 117H263V115H262ZM261 117V119L260 120H263V125H264V117L262 118ZM20 118V117H19ZM18 118V119H19ZM22 118V117H21ZM23 118V120H25ZM64 118V123L63 124H61V123H59L58 122V120H60V119H63ZM13 120L14 122L16 121V120ZM35 119V118H34ZM38 119H42V118H38ZM83 119V118H82ZM91 119H92V117H91ZM101 119H104V118H101ZM6 120H7V122H6ZM20 120V119H19ZM23 120H22V123H23ZM32 120H33V118H32ZM31 120V121H32ZM45 120V119H44ZM46 120H48V119H46ZM86 120V119H85ZM109 120V119H108ZM12 121V122H13ZM21 121V120H20ZM25 121V122H26ZM49 121V120H48ZM61 121V120H60ZM78 121V120H77ZM84 121V120H83ZM92 121V120H91ZM94 121V120H93ZM10 123H12L11 122V120L9 121ZM8 122V123H9ZM17 122H18V120H17ZM24 122V123H25ZM28 122L29 121H27V124H28ZM32 122H38V121H32ZM53 122V121H52ZM62 122V121H61ZM69 122V121H68ZM87 122V121H86ZM261 122V121H260ZM259 122V123H260ZM16 123V122H15ZM21 123V122H20ZM19 122L18 123H16V126L18 125V124H20ZM22 123H21V125H22ZM31 122H29V124H30ZM39 123V122H38ZM61 124V125H59V124ZM77 123V122H76ZM93 122H91V124H92ZM33 124H35V123H33ZM32 124V125H33ZM37 124V123H36ZM35 124V125H36ZM41 124V123H40ZM45 124V123H44ZM73 124V125H72ZM75 124V125H74ZM261 124H262V122H261ZM9 125V124H8ZM11 125H13V124H11ZM11 125H9V126H11ZM34 125V126H35ZM46 126H47V122H46V124H45ZM44 125V126H45ZM48 125V126H49ZM98 125V124H97ZM101 125V124H100ZM104 125H102V127L104 128ZM1 126V125H0ZM8 126V129L10 128ZM14 126V127H13ZM12 127H13V130H18L19 128H20V126L19 127H16V129H14L15 128V125H13ZM25 126V124L24 125H22V128H25L24 127ZM26 126H28V125H26ZM29 126H31V125H29ZM28 126V127H29ZM34 126H32V128H34ZM41 126V125H40ZM44 126L42 127V129L44 128ZM69 126V127H70ZM91 126H93V125H91ZM90 126V127H91ZM99 126V125H98ZM97 126V127H98ZM27 127V128H28ZM38 127H39V125H38ZM95 127V126H94ZM2 128V127H1ZM0 128V129H1ZM27 128H26V131H27ZM31 127H30V129H31V131L33 130ZM89 128V127H88ZM172 128V129H173ZM176 128L178 129V127L176 126ZM179 128V129H180ZM5 129V128H4ZM36 129V128H35ZM90 129V128H89ZM101 129V128H100ZM99 129V130H100ZM12 130V131H13ZM20 130V129H19ZM21 130H23L24 132H22L21 133ZM20 130V133H21V135H18L19 137H17L16 136V139H18L16 142H17V144H18V142L19 143H22V140H25L26 138V135H25V129H21ZM38 130V129H37ZM87 130V129H86ZM92 130V129H91ZM98 130V129H97ZM2 131H3V128H2ZM7 131H9V132H11V129H9V130H7ZM29 131V130H28ZM34 131V130H33ZM32 131V133L34 134V132ZM45 131H47V130H45ZM95 131V130H94ZM172 131V130H171ZM180 131V130H179ZM13 132H16V131H13ZM30 132V131H29ZM92 132V131H91ZM99 132V131H98ZM184 132L182 133H180V134H184ZM259 132V131H258ZM36 133H37V131H36ZM45 133H47V132H45ZM83 133V134H82ZM89 133V132H88ZM96 133H97V131H96ZM95 133V134H96ZM172 133H174V135H172ZM1 134V133H0ZM38 134H39V130H38ZM40 134H41V132H40ZM92 134V133H91ZM94 134V133H93ZM177 135L179 134V133H176ZM179 134V135H180ZM15 135H17V133L15 134L14 133V137H15ZM44 134L42 133V136H43ZM61 135H63V136H66L67 137V139H68V136L70 137L67 141L65 140H63V142H61V140L59 139V137L61 138ZM88 135L89 134H87V138H88ZM13 136H11V134H10V136L8 137V136H5L4 135V140H3V136L1 137V135H0V142L2 143V146H0V165H4V162H5V164L8 162L7 161V159L9 160V159H12L15 155H14V151L17 149V148H19V146L18 145H14V141L12 140L14 137ZM21 136V137H20ZM28 136V135H27ZM34 136V135H33ZM37 136L38 135H36V137L35 138H37ZM41 135H39V137H40ZM41 136V137H42ZM185 136H183L184 138H186ZM187 136V137H188ZM262 136H264V135H262ZM91 137H93V136H91ZM178 137H180V136H178ZM32 138V137H31ZM45 137H43V139H44ZM94 138V137H93ZM166 140H165V139ZM189 139H190V136L188 137ZM232 138V139H233ZM2 139V140H1ZM15 138H14V140H16ZM40 139V138H39ZM63 139H64V137H63ZM189 139H188V141H189ZM264 139V138H263ZM263 139H261V140H263ZM20 140H21V142H20ZM34 140V139H33ZM32 140V141H33ZM41 140H42V138H41ZM89 140V139H88ZM92 140V139H91ZM185 140H187V138L185 139ZM192 140V139H191ZM191 140H190V144H191ZM13 141V142H12ZM30 141V140H29ZM36 141H38V140H36ZM95 141V140H94ZM232 141V140H231ZM234 141V140H233ZM41 141H39V143H40ZM46 142V141H45ZM105 142V141H104ZM236 142H237V144H236ZM24 143H26V144H29V143H27L26 141L24 142ZM23 143V144H24ZM31 144H33L32 142H30ZM38 143V142H37ZM37 144V146L39 145V147H42V145L41 144ZM103 143V142H102ZM188 143V142H187ZM188 143V145H190ZM34 144L36 145V143H35V140H34ZM43 144H44V140H43ZM193 144V143H192ZM45 145L47 146L48 144L47 143H45ZM92 145V144H91ZM90 145V146H91ZM103 145V144H102ZM26 146H28V145H26ZM29 146H31V148H32V146L33 145H29ZM28 146V147H29ZM88 146V148H86ZM93 146V145H92ZM191 146V145H190ZM193 146V145H192ZM21 147V146H20ZM38 147V148H39ZM23 149L25 148L24 147V145H23V147H22ZM21 148V149H22ZM36 148V146L34 147V149ZM84 148H86L84 151H83V149ZM146 148V149H145ZM167 148H169V147H167ZM222 148H224L223 150H222ZM238 148V147H237ZM21 149H19L20 151H21ZM23 149H22V153H23ZM37 149V148H36ZM45 149H46V147H45ZM68 149V150H69ZM98 149V148H97ZM204 149V148H203ZM202 149V150H203ZM228 149V148H227ZM238 149V150H239ZM27 150V149H26ZM26 150H24L25 152H26ZM39 152L41 151V149L39 150V149H37ZM48 150H50V149H48ZM66 151L67 153L69 152V151ZM91 150V149H90ZM168 149H166V151H167ZM188 150H190V149H188ZM187 150V151H188ZM30 151V150H29ZM33 152H35L34 150H32ZM74 151V152H75ZM83 151V152H82ZM151 153H153L154 151H153V149H151ZM165 151V152H166ZM16 152H18V150L16 151ZM15 152V153H16ZM20 152V153H21ZM38 152V154H41V153H39ZM45 152H46V150H45ZM47 152H49V151H47ZM78 152V151H77ZM96 152V151H95ZM156 152V153H157ZM28 153V152H27ZM36 153V152H35ZM35 153H32V155L33 154H35ZM43 153V152H42ZM50 153V152H49ZM52 153V152H51ZM63 153V155L65 156L66 154H64L65 152H62ZM79 153H77L78 155H79ZM162 153H163V151H162ZM167 153H168V151H167ZM260 153V152H259ZM31 154V153H30ZM37 154V153H36ZM35 154V155H36ZM46 154V153H45ZM70 155H71V153H69ZM68 154V155H69ZM75 154V153H74ZM158 154V155H159ZM16 157L18 158L19 156H21L20 154H19V156H18V154L16 153ZM23 155V154H22ZM27 155H29V153L27 154ZM26 154L23 156V157H26L27 156ZM32 155H31V157H32ZM33 156L34 158L36 157V156ZM42 155V154H41ZM51 155V154H50ZM53 155V154H52ZM83 155V154H82ZM87 155V154H86ZM48 156V159H49V155H47ZM58 156V155H57ZM89 156V155H88ZM221 156H222V158H223V160L221 159ZM237 156V155H236ZM28 158H31V157H29V156H27ZM37 157H38V155H37ZM52 157H55V156H52ZM60 157V156H59ZM70 157V156H69ZM81 157V156H80ZM96 157V156H95ZM16 158V159H17ZM44 158V157H43ZM229 158V157H228ZM19 160H21L20 158H18ZM38 159H41V158H38ZM38 159H36L37 161H38ZM45 159V158H44ZM47 159V160H48ZM56 159V158H55ZM61 159V158H60ZM69 159V158H68ZM82 159V158H81ZM85 159V158H84ZM96 159V158H95ZM13 160V159H12ZM14 160H15V158H14ZM31 160V159H30ZM35 160V161H36ZM51 160H52V158H51ZM72 160H74V158L72 159ZM80 160V159H79ZM86 160H88V159H86ZM229 160V159H228ZM7 161V162H6ZM45 161V160H44ZM57 161H59V160H57ZM61 161V160H60ZM63 161V160H62ZM66 161H67V159H66ZM69 161H71V160H69ZM15 162H17V161H15ZM28 162V161H27ZM33 163H34V161H32ZM51 162V161H50ZM81 162H83V161H80V163ZM84 162H85V160H84ZM83 162V163H84ZM122 162L124 163L123 165H126L125 163H127L128 165L127 166H122V165H120V164H122ZM29 163L30 162H28V164L27 165H29ZM42 163V162H41ZM46 163V162H45ZM44 163V164H45ZM47 163H49V161H47ZM79 163V162H78ZM77 163V164H78ZM130 163H131V165H130ZM230 163V162H229ZM14 164V162L12 163V165ZM19 165L20 164H23V163H18ZM30 164H32V163H30ZM35 164V163H34ZM38 164V163H37ZM43 164V163H42ZM42 164L40 165V164H38V165H40L41 167H43L42 166ZM50 165H52V163H49ZM48 164V165H49ZM55 164V163H54ZM71 164H72V162H71ZM82 164V163H81ZM86 164V163H85ZM84 164V165H85ZM197 164V163H196ZM195 164V165H196ZM10 165V164H9ZM8 165V166H9ZM26 164H24V166H25ZM36 165V164H35ZM34 165V166H35ZM50 165H49V167H50ZM57 165H59V163L57 162V164H56V167H57ZM63 165H65V164H63ZM80 165V164H79ZM110 165H109V167H110ZM6 166V165H5ZM8 166L6 167V169L5 170H1V168H0V175L2 176L1 177V179L2 178H4V180H7V179H9V180H11V178H9V176L11 175L12 176V178H13V176H14V178L16 177V175H12L11 174V171H12V169H13V171H18V170H20V167L22 166V165H20V166H16V165H13V166H15L14 168H13V166H11L12 167V169L10 168V166H9V168L10 169H8ZM24 166H22V169H24L25 167ZM33 166V167H34ZM45 166H46V164H45ZM59 166H61V165H59ZM166 166V165H165ZM165 166H164V168H165ZM184 166H185V164H184ZM228 166V165H227ZM259 166H261L260 168H259ZM24 167V168H23ZM29 167H31V165L29 166ZM35 167H37V166H35ZM55 167V168H56ZM75 167V166H74ZM80 167V166H79ZM122 167H124V168H122ZM168 167V166H167ZM38 168H39V166H38ZM46 168V167H45ZM45 168H42V169H44L45 170ZM52 167H50L49 169H51ZM54 168V165H53V168H52V170H51V173H53L55 170ZM67 168V167H66ZM104 168V169H103ZM169 168V169H170ZM229 168V167H228ZM27 169V168H26ZM32 169H34V168H32ZM58 169H60V168H58ZM63 169V168H62ZM71 169V168H70ZM83 169V168H82ZM109 169V168H108ZM159 169V168H158ZM157 169V170H158ZM162 169V168H161ZM160 169V170H161ZM168 169V168H167ZM167 169L165 170V171H167ZM30 170V169H29ZM48 170V169H47ZM54 170V171H53ZM110 170V169H109ZM32 171V170H31ZM40 171V170H39ZM46 171V170H45ZM49 171V170H48ZM47 171V172H48ZM53 171V172H52ZM57 172H59L58 170H56ZM67 171V170H66ZM124 171V170H123ZM123 171H122V174H124L123 173ZM162 171V170H161ZM164 170L162 171V172H165ZM210 171V172H209ZM262 171V172H261ZM19 172V171H18ZM26 172H27V170H26ZM35 172V171H34ZM37 172V171H36ZM61 172V171H60ZM63 172V171H62ZM88 172V171H87ZM109 172V171H108ZM121 172V171H120ZM211 172H212V174H211ZM24 173V172H23ZM39 173V172H38ZM41 173H42V170H41ZM48 173H50V172H48ZM48 173H46V174H48ZM95 173H93L94 175H95ZM160 173V172H159ZM14 174H16L15 172H14ZM19 174V173H18ZM17 174V175H18ZM22 174V173H21ZM31 174V173H30ZM36 174V173H35ZM45 173L42 175L41 174V176H40V179L42 178V177H44V175H46ZM54 174H56V173H54ZM53 174V175H54ZM58 174V173H57ZM96 174V175H97ZM231 174V173H230ZM22 175H24V174H22ZM27 175V174H26ZM25 175V176H26ZM34 175V174H33ZM40 175V174H39ZM51 175V176H50ZM89 175V174H88ZM93 175V177L95 178V176ZM134 174H132V176H133ZM137 175V174H136ZM226 175H227V173H226ZM225 175V176H226ZM236 175V174H235ZM28 176V175H27ZM26 176V177H27ZM36 176V175H35ZM48 177L50 176L51 177V179H52V181H53V177H52V174H48L47 175ZM61 176V175H60ZM64 176V175H63ZM62 176V177H63ZM90 176V175H89ZM99 176H102V177H99ZM120 176V175H119ZM130 176V175H129ZM131 176V178H122L121 176H120V178L122 179H118L117 178V180H121V182L123 183L124 182V184H123V187H122V190L121 191H117L116 192V194L117 193H119L118 195H116L115 194V196L116 197H113L112 196V198H119V201L118 202H120L119 203V205H120V210H124V213L126 214V213H128V217H130V215L132 216V214H134L132 211H133V209H134V207H132L131 206V203L128 201V199H127V196L129 197V195H131V196H134V197H132V198H134L133 199V201H137V199H138V201L137 202H139V203H144L145 204V207H146V211L148 210V212L149 211H151L152 210V206H153V204H152V202L150 201V200H148L147 199V195H146V192L144 191V190H146V189H148L149 188V191H150V188H152V187H150L149 185L150 184H148L147 182H149V181H147V178L148 177H146V174H145V176H144V173H143V175L142 174H139V179L140 180H137V182L139 181V183L137 184V183H133V181H132V178H134V176L132 177ZM149 176V175H148ZM20 177V176H19ZM31 176H28L27 177V179H25V177H24V179L26 180V181H29V179L28 178H30ZM37 177H38V174H37ZM49 177V178H50ZM65 177V176H64ZM13 178V181L14 180H16V179H14ZM33 179H34V177H32ZM31 178V179H32ZM45 178V177H44ZM47 178V177H46ZM46 178H45V181H48L49 180V178L46 180ZM55 178V177H54ZM153 178V177H152ZM17 179H21V178H17ZM23 179V178H22ZM88 179V178H87ZM89 179H93V178H89ZM112 179V178H111ZM116 179V178H115ZM9 180H7V181H9ZM36 180H38V181H40V183L44 180V179H42V181L41 180H39L38 178L36 179ZM107 180H109L110 181V178L109 179H107ZM131 180V181H130ZM153 180V179H152ZM262 180V179H261ZM18 181V180H17ZM17 181H15V182H17ZM31 181V180H30ZM34 181V180H33ZM51 181V180H50ZM93 181V180H92ZM109 181H107V182H109ZM114 181V180H113ZM111 182V183H114V182ZM116 181V180H115ZM169 185H168V187L166 188V190L167 189H169L170 190V188L171 187H173L174 186V183H173V180H172V178H169ZM1 182V181H0ZM3 182H6V181H3ZM3 182H1L0 183V185L1 184H4ZM36 182V183H35ZM44 182V181H43ZM90 182V181H89ZM106 182V181H105ZM106 182V183H107ZM117 182H119V181H117ZM152 182V181H151ZM18 183V182H17ZM29 183L31 184V182H28V185H29ZM35 183V184H34ZM39 183V184H40ZM86 182H84V186L88 183V181H87V183L85 184ZM154 183H155V181H154ZM12 184V183H11ZM33 184H34V187L35 186H37V187H40L39 185H38V182L37 181H34L33 182ZM37 184V185H36ZM42 184V183H41ZM40 184V185H41ZM89 184V183H88ZM90 184H92V183H90ZM109 184H110V182H109ZM116 184V183H115ZM114 184V185H115ZM13 185H15V183L13 182ZM44 185V184H43ZM42 185V186H43ZM74 185V184H73ZM107 184H105V186H106ZM111 185V184H110ZM113 185V184H112ZM117 185V184H116ZM155 185V184H154ZM153 185V186H154ZM209 186H210V184H208ZM4 186H6L5 184H4ZM10 186H12V185H10ZM19 186H20V184H19ZM83 186V185H82ZM89 186V185H88ZM87 186V187H88ZM93 186H92V188H93ZM152 186V185H151ZM230 186V187H229ZM2 187V186H1ZM14 188L15 187H17V185H15V186H13ZM26 187V186H25ZM44 187V186H43ZM72 187V186H71ZM111 187V186H110ZM113 187V190H114V186H112ZM117 187V186H116ZM7 188V187H6ZM10 187H8L7 189H9ZM12 188V187H11ZM42 188V187H41ZM83 188V187H82ZM86 188V187H85ZM91 188V187H90ZM89 188V189H90ZM118 188V187H117ZM121 188V187H120ZM146 188V189H145ZM207 188H209V187H207ZM213 188V187H212ZM226 188H225V190H226ZM1 189V188H0ZM5 189V188H4ZM29 189V188H28ZM33 189H36V190H38L39 191V188L37 189L36 187L35 188H33ZM43 189V188H42ZM41 189V190H42ZM80 189V188H79ZM78 189V190H79ZM30 190V189H29ZM41 190H40V192H41ZM85 189H83V191H84ZM87 190V189H86ZM116 190V189H115ZM152 190V189H151ZM166 190H165V192H166ZM177 190H178V188H177ZM180 190V189H179ZM178 190V191H179ZM209 190V189H208ZM4 191V190H3ZM14 191V190H13ZM34 191V190H33ZM93 191V192H92ZM256 191V192H255ZM0 192H1V190H0ZM72 192H74V191H72ZM82 192V191H81ZM80 192V193H81ZM86 192V191H85ZM88 193H89V190L87 191ZM86 192V193H87ZM107 192V193H106ZM164 192V193H165ZM170 192H171V190H170ZM169 192V193H170ZM172 192H174V190L172 191ZM175 192H177V191H175ZM180 192V191H179ZM179 192L178 193H174V194H176L177 195V197H175V198H177V199H174V197H173V199L174 200H178L179 199ZM215 192H216V190H215ZM13 193V192H12ZM75 193V192H74ZM103 195H101V194ZM210 193V192H209ZM71 194H73V193H71ZM84 194V193H83ZM109 194V195H110ZM207 194H208V192H207ZM36 195V194H35ZM38 195V194H37ZM36 195V196H37ZM81 195V194H80ZM176 195H173V196H176ZM1 196V195H0ZM82 196H84V195H82ZM93 196V197H92ZM165 196V195H164ZM78 197V196H77ZM254 197H256L255 195H254ZM1 198V197H0ZM75 198V197H74ZM100 198V199H101ZM104 198H106V197H104ZM112 198H109V200L111 199L112 200ZM131 198V199H132ZM166 198H167V196H166ZM165 198V199H166ZM169 198V197H168ZM53 199V198H52ZM56 199V198H55ZM55 199H53V200H55ZM70 199V198H69ZM79 199V198H78ZM162 199V198H161ZM164 199V201H166ZM96 200V201H97ZM104 200V199H103ZM106 200H107V198H106ZM110 200V203L112 204V202L113 201H111ZM118 200V199H117ZM56 202H57V200H55ZM79 201H80V199H79ZM132 201V202H133ZM159 201H163V200H159ZM163 201V202H164ZM2 202V201H1ZM0 202V203H1ZM52 202H54V201H52ZM100 202H102V200H100ZM105 202V201H104ZM114 202H117L116 200L114 201ZM161 203L163 206H164V204L166 203V202H164V203ZM21 203V202H20ZM27 203H29V202H27ZM55 203V202H54ZM108 203H109V201H108ZM136 203V202H135ZM134 203V204H135ZM2 204V203H1ZM49 204V203H48ZM50 204H51V202H50ZM50 204L48 205V207L50 206ZM53 204V203H52ZM58 205V203H55V205ZM92 204H94V203H92ZM101 204V203H100ZM99 204V205H100ZM110 204V205H111ZM115 204V203H114ZM133 204V203H132ZM159 204V203H158ZM9 205V204H8ZM26 205V204H25ZM24 205V206H25ZM56 205V206H57ZM68 205V204H67ZM99 205H98V207H99ZM109 205V204H108ZM103 206L102 204H101V206H102V208L104 207V208H106V207H108V209H105V211L106 210H109V208L110 209H117L116 208V205H115V208H114V206L111 208V206L109 207V206ZM118 205V206H119ZM140 205V204H139ZM138 204H137V206H139ZM166 205V204H165ZM29 206V205H28ZM27 206V207H28ZM51 206H54V205H51ZM90 206H91V204H90ZM100 206V207H101ZM158 206V205H157ZM5 207V206H4ZM8 208L9 207H11V206H7ZM14 207V206H13ZM47 207V208H48ZM92 207H97V206H92ZM99 207V208H100ZM158 207H160V206H158ZM247 207V206H246ZM24 208V207H23ZM46 208V207H45ZM46 208V209H47ZM51 208V207H50ZM53 208V207H52ZM52 208L49 210V212L52 210ZM104 208H103V210H104ZM143 208V207H142ZM164 208H166V207H164ZM245 208V207H244ZM7 209V208H6ZM11 209V208H10ZM10 209H8L9 211H10ZM95 209V208H94ZM136 209V208H135ZM159 209V208H158ZM162 209V208H161ZM43 210H45L44 209V207H43ZM97 210V209H96ZM100 209H98L97 211H99ZM102 210V209H101ZM102 210V211H103ZM119 210V209H118ZM119 210V211H120ZM136 210H138V209H136ZM145 210V209H144ZM0 211H2V210H0ZM54 211V213H55V211L56 210H53ZM96 211V213H98ZM102 211H99V212H102ZM104 211V212H105ZM118 211V212H119ZM6 211H4L3 213H5ZM26 212V211H25ZM29 212V211H28ZM27 212V213H28ZM48 212V211H47ZM104 212H102V213H104ZM111 212H113V210L111 211ZM122 212V211H121ZM147 212V213H148ZM151 212H153V211H151ZM150 212V213H151ZM246 212V211H245ZM9 213V212H8ZM32 213V212H31ZM51 213V212H50ZM53 213V212H52ZM108 213V212H107ZM106 213V214H107ZM110 213V212H109ZM123 213V214H124ZM137 213H139V212H137ZM142 213H144L143 211H142ZM166 213V212H165ZM100 214V213H99ZM106 214H105V216H106ZM119 214V213H118ZM145 214V213H144ZM143 214V215H144ZM153 214V213H152ZM155 214V213H154ZM0 215H3V214H0ZM26 215V214H25ZM101 215V217H102V214H100ZM142 215V214H141ZM156 216L157 215H160V214H155ZM203 215V214H202ZM27 216V215H26ZM25 216V217H26ZM50 216H52V215H50ZM92 216V215H91ZM90 216V219L92 220V223L94 222V220H97L96 219V215L95 216H92L91 217ZM105 216H104V219H105ZM150 216V215H149ZM5 218L6 217V213H5V216H2V218ZM49 216H47V218H48ZM128 217H126V219L128 218ZM133 217V216H132ZM142 217V216H141ZM140 217V218H141ZM159 217V216H158ZM161 217H165V216H161ZM3 218V219H4ZM6 218H8V217H6ZM63 218V217H62ZM98 218V217H97ZM103 218V217H102ZM145 219H146V217H144ZM155 217L153 216V219H154ZM207 218V214L205 215H203L202 216V218H200L199 219V221L198 222H200L196 227H203V224L205 225V219ZM2 219V220H3ZM46 219V218H45ZM50 219V218H49ZM49 219H46L47 221H45V222H47L48 223V225L47 226H49ZM89 219V220H90ZM149 219H152V216H151V218H149ZM5 220H7V219H4L3 221H5ZM15 220H18V219H16L15 218ZM102 220V219H101ZM101 220H99V221H101ZM121 220V219H120ZM129 220H131L130 218H129ZM141 220H143V218L141 219ZM161 221H162V223L164 224L165 223V220H163V219H160ZM2 221V222H3ZM19 221V220H18ZM17 221V222H18ZM44 221V220H43ZM52 221V220H51ZM60 221H62L61 220V217H60ZM102 221H105V220H102ZM125 221H127V220H125ZM136 221V220H135ZM140 221V220H139ZM164 221V222H163ZM14 222H16V221H14ZM54 222V221H53ZM87 222H89L88 220H87ZM86 222V224H88ZM121 222V221H120ZM134 222V221H133ZM132 222V223H133ZM144 222V221H143ZM157 222H159L158 220H157ZM186 222V221H185ZM3 223H5V222H3ZM2 223V224H3ZM7 223H11V221L10 222H8V221H6V225H7ZM13 223V222H12ZM32 223V222H31ZM30 223V224H31ZM63 223V222H62ZM98 223V222H97ZM99 223H101V222H99ZM98 223V224H99ZM103 223V222H102ZM119 223V222H118ZM125 222H123V224H124ZM139 223V222H138ZM141 223V222H140ZM40 224V223H39ZM45 224V223H44ZM116 224V223H115ZM122 223L121 224H119L118 226H124ZM159 224V223H158ZM184 224V223H183ZM186 224V223H185ZM11 225V224H10ZM17 225V224H16ZM36 225V224H35ZM90 226H91V223L89 224ZM108 225H110V224H108ZM126 226H124V227H126V229L123 227L122 229H125V230H127V227H128V230L127 231H125L124 232V235L126 236V234H129V235H131L130 237H131V240L132 241H134L135 239H134V233L135 234H137L136 232H137V230H135L136 232H133L134 231V229H132V232H130V228H131V221H127L126 222V224H125ZM2 226H4V225H2ZM11 226H13V224L11 225ZM10 226V227H11ZM43 226H46V225H43ZM42 226V227H43ZM86 226V225H85ZM89 226V227H90ZM103 226V225H102ZM114 226V225H113ZM117 226V225H116ZM117 226V227H118ZM137 226V225H136ZM149 226H151V225H149ZM153 226V225H152ZM151 226V227H152ZM184 226V225H183ZM4 227H6V228H4L3 230H5V232L8 234V232H9V230H11L10 228H9V225H7V226H4ZM35 227V226H34ZM38 227V226H37ZM62 227V226H61ZM92 227V226H91ZM88 228L89 229V231H90V229L92 230L93 228ZM117 227H116V229H117ZM160 227V226H159ZM163 227V226H162ZM254 227H256V228H258V225H257V223L255 224V226ZM41 228V227H40ZM59 228V227H58ZM87 228H85V229H87ZM133 228H135V227H133ZM161 228V227H160ZM1 229V228H0ZM62 229V228H61ZM81 229V228H80ZM112 229V228H111ZM119 229V228H118ZM136 229V228H135ZM146 230L147 229H149V228H145ZM175 229H176V227H175ZM178 229V228H177ZM182 229H184V228H182ZM181 229V230H182ZM187 229V228H186ZM200 229V228H199ZM199 229L197 230V231H199ZM40 230V229H39ZM56 230V229H55ZM55 230H52V231H55ZM63 230V229H62ZM82 230H83V228H82ZM145 230V231H146ZM34 231H35V229H34ZM58 231V230H57ZM76 231V230H75ZM81 231V230H80ZM84 231V230H83ZM117 231V230H116ZM116 231H112L111 232V236H110V238H109V241H108V239H106L107 241H108V244H109V246L111 245V246H113V243L115 244V240H117L120 236H118V238L117 239H115L114 240V238L118 235V234H120L121 232L119 231V233H117ZM148 231V230H147ZM152 231V230H151ZM184 231V230H183ZM186 231V230H185ZM201 231V230H200ZM262 231V230H261ZM42 231L40 230V233H41ZM66 232V231H65ZM64 232V233H65ZM73 232H74V230H73ZM73 232H71V233H73ZM78 232H79V230H78ZM88 232V231H87ZM92 233L94 232V231H91ZM90 232V233H91ZM130 232V233H129ZM142 232V231H141ZM4 233V232H3ZM2 233V234H3ZM34 233V232H33ZM43 233V232H42ZM70 233V232H69ZM84 233V232H83ZM87 234L88 236L89 235H91L92 237H93V235H94V233L93 234ZM116 233H117V235H116ZM149 233V232H148ZM185 233V232H184ZM60 234V233H59ZM79 234L81 235L82 233L80 232V233H77V235H78V237H77V235H76V237H75V235H74V237L76 238V240L77 239H79L80 241L79 242H77V243H81V241L82 242H87V241H84L85 239V237L86 236H84L82 239H80L82 236H80L79 237ZM110 234V233H109ZM123 234V233H122ZM175 234V233H174ZM6 235V234H5ZM33 235V234H32ZM34 235H36L35 233H34ZM44 235V234H43ZM142 235V234H141ZM181 235H182V233H181ZM180 235V236H181ZM185 235V234H184ZM256 235V243H258V246H257V248H259V249H257L256 251V253H254V256H255V258H254V263L255 262H257V264H264V261H263V252H262V250L264 251V232H260V231H257V233L255 234ZM3 236V235H2ZM87 236V237H88ZM90 236V237H91ZM95 236V235H94ZM123 236V235H122ZM143 236V235H142ZM26 237H28V236H26ZM36 237V236H35ZM35 237L33 238V239H35ZM41 237V236H40ZM69 237H72V236H69ZM90 237H89V241H90ZM124 237V236H123ZM135 237H136V235H135ZM3 238V237H2ZM5 238V237H4ZM3 238V239H4ZM30 238V237H29ZM32 238V237H31ZM93 238H95V237H93ZM103 237H101V239H102ZM126 238H129L128 236L127 237H125V240H126ZM238 238V237H237ZM67 239V238H66ZM88 239V238H87ZM99 239V238H98ZM9 241L11 240V239H8ZM31 240V239H30ZM29 240V241H30ZM122 239H120V241H121ZM124 240V241H125ZM7 241V240H6ZM13 241V240H12ZM32 241H35V240H32ZM36 241H37V238H36ZM39 241V240H38ZM73 241H74V239H73ZM92 241V240H91ZM90 241V242H91ZM94 242L96 241V238H95V240H93ZM92 241V242H93ZM117 241H119V240H117ZM123 241V240H122ZM121 241V242H122ZM8 242V241H7ZM23 242V241H22ZM64 242V241H63ZM89 243V242H87V243H89V244H93V243ZM102 242H103V239H102ZM101 242V243H102ZM153 242V241H152ZM2 243V242H1ZM23 243H25V242H23ZM31 243H34V242H31ZM30 243V244H31ZM41 243V242H40ZM64 243H66V242H64ZM69 243H71V242H69ZM73 243V242H72ZM76 243V244H77ZM96 243V242H95ZM100 243V244H101ZM107 243V242H106ZM118 243V242H117ZM125 243H127V242H124V245H125ZM10 244V243H9ZM26 244V243H25ZM29 244V243H28ZM75 244V243H74ZM74 244H72L73 246H74ZM75 244V245H76ZM78 244V245H79ZM88 244V245H89ZM104 244V243H103ZM103 244H101V246H103L104 247V245ZM122 244H123V242H122ZM127 244H129V243H127ZM137 245H140V243H136ZM11 245V244H10ZM35 245V244H34ZM66 245V244H65ZM77 245V246H78ZM85 245V244H84ZM95 245V244H94ZM107 245V244H106ZM117 245V244H116ZM123 245V246H124ZM250 245V244H249ZM26 246V245H25ZM31 246V245H30ZM41 246V245H40ZM39 246V247H40ZM76 246V247H77ZM80 246H83V245H81L80 244ZM108 246V245H107ZM107 246H105V247H107ZM202 246V245H201ZM253 245L251 244V247H252ZM255 246V247H256ZM9 247V246H8ZM11 247H12V245H11ZM41 247H43V246H41ZM60 247V246H59ZM62 247H63V245H62ZM67 247V246H66ZM69 247V246H68ZM85 247V246H84ZM87 247V246H86ZM104 247V248H105ZM126 247H128L127 245H125V247L124 248H126ZM195 247H196V245L195 246H193V248L195 249ZM251 247H250V249H251ZM3 248H4V246H3ZM12 248H14V247H12ZM78 248H79V246H78ZM81 248V247H80ZM83 248V247H82ZM123 248V247H122ZM192 248V249H193ZM204 248V247H203ZM245 248H247V247H245ZM6 249V248H5ZM14 249H16V248H14ZM28 249V248H27ZM34 249V248H33ZM36 249V248H35ZM59 249V248H58ZM73 249H74V247H73ZM77 249V248H76ZM84 249H86V248H84ZM121 249V248H120ZM127 249V248H126ZM125 249V250H126ZM249 249V250H250ZM254 249V248H253ZM8 250V249H7ZM22 250H24L23 248H22ZM75 250V249H74ZM79 250V249H78ZM88 250V249H87ZM104 250H107V248L106 249H104ZM128 250V249H127ZM199 250V249H198ZM248 250V251H249ZM4 251V250H3ZM27 251V250H26ZM32 251V250H31ZM68 251V250H67ZM108 251V250H107ZM122 251H124V249L122 250ZM195 251V250H194ZM254 251H255V249H254ZM253 251V252H254ZM8 252V251H7ZM29 252V251H28ZM72 252V251H71ZM75 252V251H74ZM120 252H121V250H120ZM119 252V253H120ZM217 252V251H216ZM251 252H252V249H251ZM251 252L249 251V253L251 254ZM3 253V252H2ZM36 253H38V252H36ZM73 253V252H72ZM107 253V252H106ZM110 253V252H109ZM123 253V252H122ZM178 253V252H177ZM181 253V252H180ZM196 253H197V251H196ZM201 253V252H200ZM34 254L35 253H33V256H34ZM59 254V253H58ZM78 254V253H77ZM192 254H194V253H192ZM253 254V253H252ZM31 255V254H30ZM29 255V256H30ZM57 255V254H56ZM70 255H72V254H70ZM118 255V253L116 254V256ZM179 255V254H178ZM197 255V254H196ZM215 255H218L217 253L215 254ZM19 256V255H18ZM32 256V255H31ZM73 257H74V255H72ZM120 256V255H119ZM22 257H23V255H22ZM15 258H16V256H15ZM18 258V257H17ZM21 258V257H20ZM34 258V257H33ZM40 258V257H39ZM66 258V257H65ZM70 259H69V261H68V259H67V262L69 263V264H71V263H74L75 262V259L73 258H71V257H69ZM81 258V257H80ZM79 258V261H78V263H74V264H79V262H81L80 260L81 259H83V258H81L80 259ZM86 258V257H85ZM88 258V257H87ZM114 255H113V259L111 258V259H109V258H107L108 260H107V262H106V264H114V261H116V260H114ZM216 258V256H214V259ZM241 258V257H240ZM117 259V258H116ZM151 259H154V258H151ZM70 260H73V262H71ZM88 260H89V258L85 261V262H87L88 263ZM150 260V259H149ZM62 261V260H61ZM153 261V260H152ZM214 261V260H213ZM252 261V262H253ZM40 262V261H39ZM63 262V261H62ZM66 261H65V263H67ZM97 262H99V261H96V263ZM132 262V261H131ZM149 262V261H148ZM154 262V261H153ZM11 263V262H10ZM64 263V262H63ZM67 263V264H68ZM95 263V262H94ZM93 263V264H94ZM150 264H151V262H149ZM13 264V263H12ZM60 264V263H59ZM81 264H83V261H82V263ZM90 264V263H89ZM92 264V263H91ZM99 264V263H98ZM117 264V263H116Z\"/></svg>","mask_w":264,"mask_h":264}]
</instances>
